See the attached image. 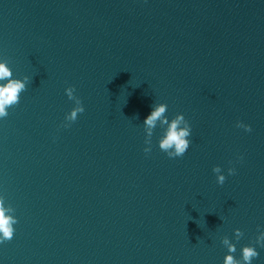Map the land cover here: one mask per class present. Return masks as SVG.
Here are the masks:
<instances>
[{
    "label": "water",
    "instance_id": "1",
    "mask_svg": "<svg viewBox=\"0 0 264 264\" xmlns=\"http://www.w3.org/2000/svg\"><path fill=\"white\" fill-rule=\"evenodd\" d=\"M0 59L29 77L0 119V264H223L224 236L264 264V0H0ZM160 102L182 157L159 122L145 143Z\"/></svg>",
    "mask_w": 264,
    "mask_h": 264
},
{
    "label": "clouds",
    "instance_id": "2",
    "mask_svg": "<svg viewBox=\"0 0 264 264\" xmlns=\"http://www.w3.org/2000/svg\"><path fill=\"white\" fill-rule=\"evenodd\" d=\"M29 77L24 76L15 78L13 72L8 65L6 59H0V119L6 118L9 115L8 109L17 105L20 102V94L26 89V82ZM65 92L70 100L74 101V107L65 115L64 127H70L71 123L75 122L78 114L85 111L84 105L80 97L75 95V86H69ZM168 105L166 102L154 103L150 114L144 120L146 131L145 143L151 145V137L153 130L159 122L161 127H164V132L159 139V148L165 152L170 158L182 157L189 148L190 141L188 137L191 134V125L185 119L183 113H177L169 123L168 117L165 115ZM138 118V115L137 117ZM237 127H243L246 131H251V126L237 122ZM150 147L144 149L145 153L150 152ZM213 172L217 175V183L225 182V175L221 173V167L216 165L213 167ZM229 174H234L235 169L229 168ZM15 209L11 204L5 203V197L0 195V243L10 241L15 232L14 225L18 223L17 217L13 214ZM235 238L238 241L243 232L241 229L234 230ZM222 243L227 247L228 252L224 257L223 264H251L252 260L258 257L259 253L256 247L244 245L241 250V257L236 258V245L230 242L227 236L222 238ZM256 243L264 247V231H260L256 237Z\"/></svg>",
    "mask_w": 264,
    "mask_h": 264
}]
</instances>
